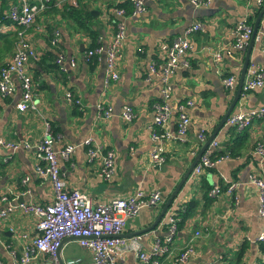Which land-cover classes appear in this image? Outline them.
I'll use <instances>...</instances> for the list:
<instances>
[{
    "label": "crops",
    "instance_id": "0c3cea01",
    "mask_svg": "<svg viewBox=\"0 0 264 264\" xmlns=\"http://www.w3.org/2000/svg\"><path fill=\"white\" fill-rule=\"evenodd\" d=\"M14 2L0 0L5 17L8 18ZM114 3L115 0H79V5L89 11L90 19H85L84 23L96 32L97 43L106 42L114 31L108 18ZM255 9L253 0H212L201 7H192L187 0H150L145 2V10L139 15H130L127 11L122 19L124 39L116 66L118 79L107 85L102 80V55L93 56L92 65L83 59L90 43L86 33L73 29L70 18L62 15L57 7L39 13L24 33L40 59L37 62L28 59L25 65L34 83L33 100L38 112L16 110L19 87L15 79L14 94L0 95V140L18 143L13 149L0 146V210L18 203L47 204L52 200L49 181L34 172L36 160L32 146L42 137L45 121L54 133L55 149L90 137L95 146L103 151L109 149L114 155V170L108 181L97 174L95 160L86 162L82 146L76 147L68 160L58 158L67 190L84 193L93 205L125 198L136 190L159 191L164 201L202 145L196 135L203 129L207 138L231 100L234 91L224 89L221 80L225 74L238 77L244 55V50L236 51L231 47L232 30L242 18L253 23ZM194 23L200 28L186 35L190 50L170 76L172 116L165 130L174 131L180 106L189 118L188 126L182 137L163 138L164 161L158 164L161 168H155L150 161L152 141L148 126L153 117V104L159 100L160 84L157 80L144 79L146 66L151 61H162L161 45L181 36ZM0 26H4L3 32L14 34L16 30L12 23L2 22ZM55 28L59 31L58 42L52 45L51 32ZM263 31L264 13L257 27V32ZM215 51L220 52V61H213ZM58 56L61 61L56 63ZM252 65L264 68V46L260 41L253 42L248 67ZM66 91L79 100V105L66 100ZM187 101L190 105H186ZM97 104L110 108L109 117L97 118ZM124 105L134 113L129 122L120 118ZM260 107H264V86L240 94L233 112ZM214 140L218 142L217 149L232 151L231 154L197 177L189 175L152 230L133 233L154 220L163 201L156 207L140 209L136 216L126 220L122 237L127 246L119 259L122 264H147L134 256L131 243L134 241L148 253L154 238L165 236L167 217L192 198L198 202L195 213L176 230L169 253L159 256L158 264H171L173 257L187 244H191L193 253L184 264H256L255 239L263 221L257 214V194L249 183V175L264 176V159L253 152L258 142L264 145V117L252 119L250 125L241 130L224 124ZM23 143L30 147H24ZM23 177L27 178L25 183L21 182ZM213 185L221 192L208 197L205 204V186ZM228 185L233 188L225 192ZM195 231L197 236H194ZM35 234L32 215L19 209L10 212L0 224V264H14ZM244 243L246 247L236 261L235 254ZM57 259L59 264H94L90 251L72 238L62 241ZM43 262L44 256L38 254L25 264Z\"/></svg>",
    "mask_w": 264,
    "mask_h": 264
},
{
    "label": "built area",
    "instance_id": "2783aa9c",
    "mask_svg": "<svg viewBox=\"0 0 264 264\" xmlns=\"http://www.w3.org/2000/svg\"><path fill=\"white\" fill-rule=\"evenodd\" d=\"M126 1L131 7L130 15H139L145 10V2L150 0H116V2ZM192 7L207 6L212 0H187ZM50 0H15L9 9L7 16L11 23L16 26L15 43L11 55L6 59L0 68V95L8 97L14 94L17 81L19 87V99L15 103V108L19 112H38L34 105V83L31 76L26 71L25 65L28 59L36 61L39 56L30 42L24 37L25 31L29 29L36 16L48 9ZM78 0H58L55 5L59 8L66 4L68 7H77ZM256 6H261L264 0H253ZM110 12L117 21L114 23V31L106 42L97 43L93 49H88L83 53V59L87 62L93 56L103 57V84L107 85L118 79L116 70L117 61L121 57L122 42L124 39V25L122 22L125 16L124 9L113 7ZM200 28L199 24H192L187 27L181 36L173 37L170 41L161 45L163 60L160 62L151 61L147 64L144 79L146 81L157 80L160 84L159 100L153 104V117L148 131L152 141L150 151V161L152 165H158L164 161L163 138L182 137L188 126L189 118L183 111V107L177 108L176 123L173 132H166L165 125L172 116V108L169 102L171 93L170 76L174 69L186 53L190 50V42L186 35L196 32ZM0 31H4V26H0ZM252 32V26L246 22L245 18L238 20L232 30L233 39L231 47L236 51L245 49ZM58 29L52 30L50 43L56 45L58 42ZM255 41H260L264 46V31L257 32ZM213 61H220L221 54L215 51L212 54ZM56 63L61 61L58 56ZM73 60L70 61L73 64ZM237 77L233 74L224 76L221 80L224 89L234 91ZM264 86V68L249 66L246 69L240 94H245ZM67 101L74 105H79V100L72 97L69 91L65 92ZM186 105H190L187 101ZM174 110V109H173ZM96 116L103 120L109 117L110 108L105 105H96ZM132 109L124 105L120 112V118L124 122L133 119ZM264 117V107L250 109L247 111L238 110L232 112L226 119L225 125L241 130L248 127L252 119ZM164 129V131H163ZM200 143L206 139L204 130L201 129L196 135ZM55 137L51 132L48 122H44L42 137L33 144L34 158L36 164L34 172L37 177L46 179L51 185L53 192L52 200L47 204L39 203H18L10 205L0 210L1 221L14 209L30 214L35 219L36 234L30 240L22 255L14 260V264H25L31 257L41 254L44 256L43 264H59L57 259V249L65 238H72L76 243L90 251L94 264H122L120 254L126 248L125 239L122 232L127 219L138 214L142 208H151L160 205L163 201L159 191L143 192L136 190L133 194L125 198H115L108 202L93 205L89 197L78 190H67L58 168V158L68 160L76 147L82 146L85 149L86 162H97V174L108 181L114 170L115 159L113 152L109 149L101 150L92 143L90 137L85 138L78 144H64L55 149ZM29 148L28 143H23ZM0 146L6 148H16L18 143L7 140H0ZM218 146L216 140H212L200 155L194 165L190 175L197 177L203 170L212 168L216 163L226 158L227 155L211 158L209 153ZM253 152L264 159V145L257 143ZM27 181L26 177L21 179L22 183ZM249 183L253 185L257 194V214L263 221V227L257 235L255 241L264 240V176L251 174ZM228 185L225 192L232 189ZM221 192L217 185H213L207 192L209 197L218 195ZM3 199V198H2ZM235 202V200H234ZM177 218L170 214L165 221L166 234L162 237H155L150 251H142L133 241L130 249L134 256L143 263L158 264V257L164 253H169V244L176 232ZM198 232L195 231L194 236ZM191 244H187L173 257L171 264H184L188 257L192 255Z\"/></svg>",
    "mask_w": 264,
    "mask_h": 264
},
{
    "label": "trees",
    "instance_id": "16d2710c",
    "mask_svg": "<svg viewBox=\"0 0 264 264\" xmlns=\"http://www.w3.org/2000/svg\"><path fill=\"white\" fill-rule=\"evenodd\" d=\"M57 1L58 0H50V2L48 3V9L47 10L54 9L55 7H57V5H55V3ZM261 6H256L254 16L257 15ZM110 7L111 8L120 7L122 9H124L125 15L127 14V11L130 13V10H131L130 5L126 1L116 2V0H115V3ZM59 9H61L62 15H66L67 17L70 18L73 29L82 31V32L86 33V35L88 36L90 43L88 44L85 51H87L88 49H93L95 46H97V34H96V32L92 29H89L86 26V24L84 23L85 19H90L89 11H87L84 6L82 7L81 5H79V0L77 2V7H68L66 4H63L59 7ZM108 18L111 19V24L114 27V23L117 21V19L114 17V15L111 12L108 13ZM2 22L6 23V24L11 23L10 19L5 17V15L2 13V7H1L0 8V24ZM246 22L248 24H250L251 26L253 24L251 22V20L246 21ZM13 35H14V38H13ZM51 35H52V32H51ZM14 43H15V32L13 34L11 32L0 31V68L4 65V63L6 61V60L4 61V59L8 55L9 56L11 55ZM39 60H38V62H39ZM36 62H37V60H36ZM87 62H88V64L92 65L95 63V59L90 58ZM224 76H226V74ZM230 128L235 129L234 127H230ZM225 151L226 150H222V149L220 150V149L215 148V149L210 151L209 157L214 158V157H219V156L224 155V154L229 155V153L231 154V152H232V151H230V152L229 151L225 152ZM208 169L210 170L211 168H208ZM202 183L204 184L205 181L203 180ZM210 188L211 187L205 186V191H204V197L206 199L205 204L208 203V199H209L208 197L209 196L207 195V192ZM221 188H223V186H221ZM197 205H198L197 200L192 198V199L188 200L186 203H183L182 205H180L179 207L174 209L172 215L177 218L176 230L179 229L184 224V222L195 213V211L197 209ZM165 229H166V226H165ZM245 247H246V244L245 243L242 244L239 251L235 254V260L236 261H238L240 259V257L242 256V252H243ZM255 251H256V255H257L255 257V263L256 264H264V240L256 241Z\"/></svg>",
    "mask_w": 264,
    "mask_h": 264
},
{
    "label": "water",
    "instance_id": "95a60500",
    "mask_svg": "<svg viewBox=\"0 0 264 264\" xmlns=\"http://www.w3.org/2000/svg\"><path fill=\"white\" fill-rule=\"evenodd\" d=\"M263 13H264V3L262 4L260 10L258 11L256 17L254 18V21L252 24V32L250 35V39H249V41H248V43L244 49L243 60H242L240 71H239V74L237 77L234 93L231 97L230 102L227 104L225 111L223 112V114L219 118L217 124L215 125V127L212 130V132L210 133V135L206 138V140L202 143V145L200 146V148L198 149L196 154L193 156L192 160L190 161V163L188 164V166L186 167V169L182 173L180 179L177 181V183L174 186V188L172 189V191L168 194V196L163 201L161 208H160L159 212L157 213L156 217L154 218V220L147 227H144L142 229L134 231L133 233L138 235V234L150 231L160 222L165 211L167 210L168 206L170 205L172 199L176 196V194L179 191V189L181 188L182 184H184L186 179L189 177V175H190L194 165L196 164L197 160L199 159L200 155L205 150V148L209 145V143L214 139L219 128L224 125L227 117L233 112L235 104H236V102L240 96L241 84H242L246 69L248 67L249 55H250L251 48L253 46L254 37H255V34L257 31V27H258V22H259V19ZM155 168H161V167H160V165H156ZM20 200L21 199L18 198V201H20ZM59 247H60V245H59Z\"/></svg>",
    "mask_w": 264,
    "mask_h": 264
}]
</instances>
